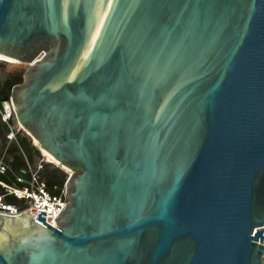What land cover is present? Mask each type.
Instances as JSON below:
<instances>
[{
	"label": "water",
	"instance_id": "obj_1",
	"mask_svg": "<svg viewBox=\"0 0 264 264\" xmlns=\"http://www.w3.org/2000/svg\"><path fill=\"white\" fill-rule=\"evenodd\" d=\"M0 53L70 170L0 264H264V0H0Z\"/></svg>",
	"mask_w": 264,
	"mask_h": 264
},
{
	"label": "built area",
	"instance_id": "obj_2",
	"mask_svg": "<svg viewBox=\"0 0 264 264\" xmlns=\"http://www.w3.org/2000/svg\"><path fill=\"white\" fill-rule=\"evenodd\" d=\"M0 114L3 121L10 126L7 135L9 141L16 140L17 133L25 129L20 122L12 94L8 100L0 101ZM39 150H41V155L33 163L23 152L26 165L19 172L14 173L11 181L4 179L8 175L10 165L5 161L4 155H0V187L3 189L0 193V213L11 216L22 213L38 216L40 210L46 211V222L55 225V219L68 204L69 197L66 183L59 193H52L49 190L41 173L47 165H54L55 161L41 148ZM11 195L25 202L22 205L10 203L7 197Z\"/></svg>",
	"mask_w": 264,
	"mask_h": 264
},
{
	"label": "trees",
	"instance_id": "obj_3",
	"mask_svg": "<svg viewBox=\"0 0 264 264\" xmlns=\"http://www.w3.org/2000/svg\"><path fill=\"white\" fill-rule=\"evenodd\" d=\"M23 76L24 73L22 72H12L0 80V101L9 99L13 87L23 82ZM9 131V124L3 121L0 114V137L3 138L2 142H0V155H4L5 161L10 165L8 175L4 179L11 181L14 173L19 172L26 165L23 152H25L31 162H35V159L41 155V150L32 144L28 136H24L20 132L17 133L16 140H12L9 144L7 137ZM41 176L46 180L48 188L52 193L61 192L69 177L64 169L55 165H47L43 169ZM1 192H3V189L0 187Z\"/></svg>",
	"mask_w": 264,
	"mask_h": 264
},
{
	"label": "rangeland",
	"instance_id": "obj_4",
	"mask_svg": "<svg viewBox=\"0 0 264 264\" xmlns=\"http://www.w3.org/2000/svg\"><path fill=\"white\" fill-rule=\"evenodd\" d=\"M28 68V64L26 63H23V62H8L6 60H1L0 59V80L5 78L8 74L12 73V72H22L24 73ZM9 129H10V126H9ZM20 133L24 136H28L31 141H32V144L37 148L39 149L40 146L38 145V143L29 135L28 131L27 130H22L20 131ZM3 138L0 137V142H2ZM11 141H8V143L10 144ZM38 158H36L35 160H37ZM54 161V160H53ZM33 163V162H32ZM55 166H59L60 168L64 169L68 175L70 173V170H68L67 168H64L63 166H61L58 162H55L54 164ZM7 201H9L10 203H13V204H17V205H22L25 200L23 199H20V198H17L13 195L11 196H8L7 197Z\"/></svg>",
	"mask_w": 264,
	"mask_h": 264
},
{
	"label": "bare ground",
	"instance_id": "obj_5",
	"mask_svg": "<svg viewBox=\"0 0 264 264\" xmlns=\"http://www.w3.org/2000/svg\"><path fill=\"white\" fill-rule=\"evenodd\" d=\"M0 59L1 60H6V61H8V62H21L20 60H16V59H14V58H12L11 56H9V55H5V54H1L0 53ZM25 130H27L26 128H24ZM28 131V130H27ZM34 140L38 143V145H39V142L37 141V139L36 138H34ZM40 146V145H39ZM44 152L46 153V154H48L51 158H52V160H54L55 162H58V163H60L59 161H57L51 154H49L47 151H45L44 150Z\"/></svg>",
	"mask_w": 264,
	"mask_h": 264
}]
</instances>
